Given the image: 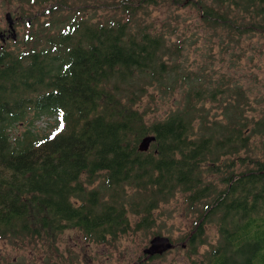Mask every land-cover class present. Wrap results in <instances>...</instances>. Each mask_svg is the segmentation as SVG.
Here are the masks:
<instances>
[{"label": "trees", "instance_id": "16d2710c", "mask_svg": "<svg viewBox=\"0 0 264 264\" xmlns=\"http://www.w3.org/2000/svg\"><path fill=\"white\" fill-rule=\"evenodd\" d=\"M15 1L51 19L21 48L0 47V240L52 252L76 230L89 243H116L132 231L129 213L147 229L182 194L198 218L191 255L207 244V223L219 233L192 264H264V110L250 117L242 88L228 94L225 81L181 68V48L147 20L159 0H4ZM199 3L232 40L237 19L264 33V0ZM150 88L184 89L185 100L151 119L142 107ZM218 96L229 97L226 122L205 108ZM44 117L57 120L54 132L37 130ZM147 136L156 141L141 152Z\"/></svg>", "mask_w": 264, "mask_h": 264}, {"label": "rangeland", "instance_id": "374dc122", "mask_svg": "<svg viewBox=\"0 0 264 264\" xmlns=\"http://www.w3.org/2000/svg\"><path fill=\"white\" fill-rule=\"evenodd\" d=\"M194 1L159 0L156 7H150L147 20L159 31H164L171 42L181 48L182 55L180 54L178 61L182 69L194 73V78L225 81L230 85L228 94L233 93L236 88H242L248 103L253 107L251 110L247 106L246 111L250 112V117H255L256 113L264 110V33L256 31L255 25L248 19H237L234 31L238 34L232 40L226 29L218 27L215 31L211 27L204 10L200 8L201 3L194 7ZM206 1L212 4V0ZM109 2L113 4L110 0ZM224 7L215 9L224 14ZM113 8L114 6H111L112 11ZM8 13L12 14L15 21L16 39H13L11 32L10 39L4 46L13 50L23 46L27 35L36 34L40 23L51 19L40 6L34 8L28 3L21 6L17 1L8 4L0 0L1 30L8 27ZM101 14L109 12L105 11L99 15ZM2 45L0 42V47ZM228 98L218 96L217 102L205 103L211 120L227 121L224 114ZM184 100V89L165 95L162 91L150 88L149 95L142 101V107L148 110L149 118L162 120ZM56 122L54 117H44L36 123V127L40 132L50 133L54 132ZM258 155L262 156L264 153ZM220 180L218 178L213 183L221 188ZM99 186L100 182L96 183L95 187ZM196 215L189 211L184 195L179 194L160 205L153 215L152 225L147 229L136 230L135 225L142 217L129 213L132 231L120 237L116 243H89L83 234L76 230L62 235L56 245L58 248L52 252L42 242L35 247L28 241L0 240V264H139L144 255L143 251L156 236L169 238L175 248L163 254L161 258L143 262L144 264H192L193 260L200 262L209 246L216 244L219 239L216 222L207 223V244L199 247L194 256L191 255L187 236L198 222Z\"/></svg>", "mask_w": 264, "mask_h": 264}, {"label": "water", "instance_id": "95a60500", "mask_svg": "<svg viewBox=\"0 0 264 264\" xmlns=\"http://www.w3.org/2000/svg\"><path fill=\"white\" fill-rule=\"evenodd\" d=\"M7 23L13 33V39H16V30L14 28L15 21L11 13L6 14ZM0 38H3V35L0 34ZM156 137L155 136H147L141 142L139 148L141 152H148L153 143H155ZM175 248L173 242L166 237H155L149 247H147L143 254L146 255L145 261L154 258L155 256H162L166 252Z\"/></svg>", "mask_w": 264, "mask_h": 264}, {"label": "flooded vegetation", "instance_id": "af4514ba", "mask_svg": "<svg viewBox=\"0 0 264 264\" xmlns=\"http://www.w3.org/2000/svg\"><path fill=\"white\" fill-rule=\"evenodd\" d=\"M11 32L12 31H11L9 25H8V27L6 29H2V30L0 29V34L3 35V38H0V42L3 43L2 46H4L8 42V40L10 39V33ZM144 261H145V259H144ZM148 261H150V259L145 261V262H148Z\"/></svg>", "mask_w": 264, "mask_h": 264}]
</instances>
